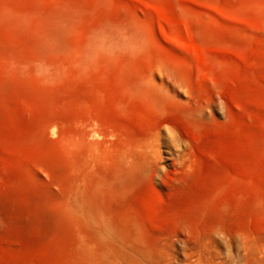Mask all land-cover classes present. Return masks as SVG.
Here are the masks:
<instances>
[{
    "label": "rangeland",
    "instance_id": "obj_1",
    "mask_svg": "<svg viewBox=\"0 0 264 264\" xmlns=\"http://www.w3.org/2000/svg\"><path fill=\"white\" fill-rule=\"evenodd\" d=\"M0 264H264V0H0Z\"/></svg>",
    "mask_w": 264,
    "mask_h": 264
}]
</instances>
